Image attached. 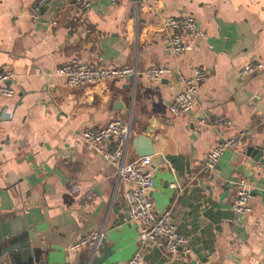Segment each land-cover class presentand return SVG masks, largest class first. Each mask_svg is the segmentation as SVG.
Listing matches in <instances>:
<instances>
[{
    "label": "crops",
    "instance_id": "crops-1",
    "mask_svg": "<svg viewBox=\"0 0 264 264\" xmlns=\"http://www.w3.org/2000/svg\"><path fill=\"white\" fill-rule=\"evenodd\" d=\"M33 1L0 0V70H11L14 91L0 93V264L123 263L136 252L126 185L78 136L114 117L131 119L127 161L138 157L135 135L151 138V199L157 211L171 210L190 246L181 257L153 242L141 264H264V0H147L138 8L88 0L83 14L76 0H50L38 19ZM171 16H190L202 31L178 56L162 27ZM75 56L171 72L157 82L139 75L70 87L55 69ZM194 66L207 78L192 110L172 117L177 73ZM232 136L240 146L207 172L209 148ZM240 179L252 193L245 214L232 208ZM95 229L105 232L99 255L68 250Z\"/></svg>",
    "mask_w": 264,
    "mask_h": 264
},
{
    "label": "built area",
    "instance_id": "built-area-1",
    "mask_svg": "<svg viewBox=\"0 0 264 264\" xmlns=\"http://www.w3.org/2000/svg\"><path fill=\"white\" fill-rule=\"evenodd\" d=\"M50 0H34L30 5V14L33 19H38L41 8ZM116 5L120 0H108ZM147 0H134L135 8L144 5ZM80 14L85 13L90 2L88 0H76ZM163 29L167 34V48L174 55H181L191 50L195 41L202 36V31L196 21L190 16H171L163 20ZM184 34L189 40L184 39ZM256 65H246L243 72L259 68ZM171 70L167 66L153 65L143 71L135 66L93 64L81 57H72L66 63L55 69V74L63 78L70 87H77L112 79L136 78L143 75L150 81L157 82ZM13 73L9 68L0 70V93L4 96H12L13 88L7 84ZM180 87L176 90L169 103V112L172 117L179 116L192 110L195 105L198 87L201 81L207 78V71L199 66H194L188 75L177 73ZM264 123V113L260 115ZM227 121L217 119L215 124H227ZM82 142L90 146L94 152L114 168L117 180L126 185L124 198L128 209V219L137 226L139 248L123 263L110 264H141L143 250L153 242H162L168 253H178L186 257L190 253V246L186 236L181 233L173 223L170 209L157 211L151 199V191L154 187V172L151 167V156H138L131 161L126 160V152L131 140V119L114 117L99 127H84L78 132ZM241 144L240 136L222 137L212 145L205 155L203 167L213 173L221 155L228 149L237 150ZM237 196L232 204L236 213L245 214L249 211V201L252 198L250 187L243 180H236ZM105 232L95 229L73 242L68 247L70 252L81 248H89L91 254L99 255L100 242Z\"/></svg>",
    "mask_w": 264,
    "mask_h": 264
},
{
    "label": "water",
    "instance_id": "water-1",
    "mask_svg": "<svg viewBox=\"0 0 264 264\" xmlns=\"http://www.w3.org/2000/svg\"><path fill=\"white\" fill-rule=\"evenodd\" d=\"M132 146L136 154L140 156L153 154V143L147 134H137L132 139ZM249 163L254 165V160H249Z\"/></svg>",
    "mask_w": 264,
    "mask_h": 264
}]
</instances>
